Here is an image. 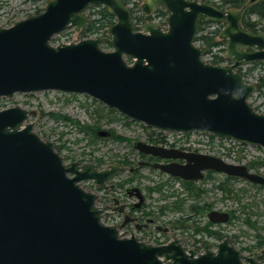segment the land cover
I'll list each match as a JSON object with an SVG mask.
<instances>
[{"label": "water", "instance_id": "water-1", "mask_svg": "<svg viewBox=\"0 0 264 264\" xmlns=\"http://www.w3.org/2000/svg\"><path fill=\"white\" fill-rule=\"evenodd\" d=\"M91 6L116 18L107 30L112 51L102 48L104 38L53 45L61 33L87 28ZM159 7L166 10V29L148 22L136 31L123 0H49L42 13L0 27V98L45 91L87 95L153 129L200 132L264 149V113L250 102L259 86L239 71L264 62V32L243 26L242 9L223 10L208 0H147L143 10L150 15ZM204 19L225 23L221 36L231 64L204 61L208 49L196 45ZM29 115L19 106L0 110V264H262L230 239L200 253L186 251L179 239L156 246L124 237L119 230L129 220L104 223L109 209L98 207V195L81 183L105 187L125 167L65 163L54 143L35 133ZM134 146L172 160L152 166L184 181L215 172L264 185V176L243 164L143 141ZM179 160L184 163L173 162ZM128 194L140 210L143 191L135 187ZM208 218L219 224L230 215L213 210Z\"/></svg>", "mask_w": 264, "mask_h": 264}, {"label": "rangeland", "instance_id": "rangeland-1", "mask_svg": "<svg viewBox=\"0 0 264 264\" xmlns=\"http://www.w3.org/2000/svg\"><path fill=\"white\" fill-rule=\"evenodd\" d=\"M48 1L49 0H40L34 3L33 1L27 0H0V27L7 28L18 21L42 13ZM146 2L147 0H129L127 2L132 13V21L135 30L142 31L144 25L148 22L160 24L166 29L167 25L165 19L167 14L165 16L158 14L161 9V7H159L154 9L150 15H147L143 10V6ZM208 2L218 6L220 0H208ZM249 5H251L250 0H247L246 5L240 8L244 11L243 16L246 14V9ZM100 8L105 7L96 8L91 6L87 10L89 23L92 19H95V12ZM252 21L256 22L258 25L257 33L264 32V22H260L256 17L252 18ZM205 23L202 25H205ZM224 26L225 23H214L210 25L208 30L207 28L200 29L196 43L199 47L208 49V53L203 57L204 61L207 63L214 65L231 64V59L226 57V39L221 36ZM108 28L104 33L91 37L84 36L83 31L85 29L79 31L76 29L67 30L54 37L52 44L58 45L78 42L86 38H104L106 42L102 45V48L106 51H112V46L110 44L111 36L107 33ZM56 39H58V41L54 42ZM216 43L222 44L218 45ZM248 67L250 66L243 67V71H240V68L239 71L245 73ZM258 71L257 69L253 72L252 76L247 79V81L257 83L254 78ZM257 95L258 93L250 99V102L257 110H262L264 112V100ZM73 96L72 94L56 91L15 94L12 98H0V110L17 106L28 110L30 114L28 123L34 124V131L41 139L54 143L56 149L64 158L65 163H91L96 164L99 169H106L114 164H120L125 167V172L109 181L105 187H97L93 181L82 182L81 186L86 191L95 194L98 193L101 196V200L99 202L97 201L96 205L101 208H108V212H111V200L113 197H118L116 192L119 191L120 188L124 190L131 187L142 189L147 196L146 218L148 217L153 220L156 225L168 228L169 232L160 234L156 231L153 232V229H149V232L145 234L136 232L138 237L136 235L134 236L140 241L142 240L139 237L145 240L142 241L144 243L158 246L168 244L174 239H179L186 251L197 250L203 253L204 248L208 244L221 243L224 239H230L231 237L235 241V243H231V245L240 250L243 255L252 257L264 264V188L258 189L254 186L257 184L253 185L250 183L251 185H247L246 181L242 179L234 182V187L236 189H244L241 195V204H239L230 198L223 199L219 190L213 187V185H217L224 180V175H209L207 172L205 173L204 179L191 182H195L197 187L208 190V193L200 199V205L203 203H212V209H203V212L194 213L186 209L184 211H173L168 208L165 212H161L162 206L169 205L176 200V198H167L163 196L164 194L167 195L172 193V191H177L179 195L178 198L185 200L187 206L195 203L196 200H192L188 193L183 190L181 182L172 180L167 175H161V172L157 169L147 167L146 164L150 159L142 156L140 152L136 150L134 146L135 143L138 141H145L148 136V130L153 128L143 123L129 120L117 111L116 114L110 115L105 111L109 117H103L97 121V113L104 114V112H102L103 104L87 95ZM52 114L60 117H69L74 121H78L82 126H98L100 131L113 129L117 135L128 140L120 142L106 135L101 136L103 139L93 144L91 143L90 134L80 132L79 128L74 124L60 119V117L55 118L51 116ZM110 119L114 120L110 121ZM163 132L170 135L175 134V132ZM185 135V137L180 138L181 142H179L177 146L190 148L194 151L207 152L210 155L220 158L224 157L235 164H244L248 166L252 173L264 176L263 148L243 143L241 144L245 146H241L239 145L240 142L235 141L239 146H234L237 152L233 154L236 155L233 157V151L231 149L226 153V147L229 145L226 141L229 140L221 141L211 134H203L200 132H192ZM164 183L165 186H163ZM151 187H162V189L164 188L168 192L162 195V193L150 191L149 189H151ZM126 202L129 203L130 200ZM247 204L252 205L251 212L255 214L252 219L256 222V229H250L244 224V216H240V219H236L232 215L231 211L234 210H237L236 215H240V205ZM213 210L231 212L230 214L232 216L229 223L217 226L213 225L208 218V214ZM137 216H141V214ZM122 219L120 220L119 218H114V215H110L104 218L103 222L107 225L121 226ZM143 221L146 222L145 220ZM131 227L135 229L133 226ZM129 228L127 227L124 229L123 227L119 230V233L125 237H131L132 234L129 233ZM211 232H213V234H210ZM211 250L216 251V248H211ZM260 257L262 258L260 259Z\"/></svg>", "mask_w": 264, "mask_h": 264}, {"label": "trees", "instance_id": "trees-1", "mask_svg": "<svg viewBox=\"0 0 264 264\" xmlns=\"http://www.w3.org/2000/svg\"><path fill=\"white\" fill-rule=\"evenodd\" d=\"M27 1H33L34 3L40 0H27ZM42 1V0H41ZM129 0H124V2L127 4ZM247 3V0H220L219 2V7L222 9H240L242 7H244ZM96 17L95 19L91 20V22L89 23V25L87 26V28L83 31L84 32V36L85 37H91L94 35H98V34H102L105 32V30L113 25L115 23V17L113 15H111L105 8H100L97 9V11L95 12ZM162 16H165L166 13L165 12H161ZM258 18L260 22H264V0H260L254 4H251L248 6V8L246 9V14H244L243 19H242V23L243 26L246 29H249L250 31H253L254 33H257V23L252 21V18ZM204 23V22H203ZM201 23V25L203 24ZM207 23V22H206ZM264 30V28H263ZM199 40V39H198ZM58 39H56L54 42H57ZM218 45L222 44V43H216ZM259 70L256 77L254 78L259 86V92H258V97L259 98H263L264 100V62H259V63H255L253 65H251L250 67H248V70L243 73L244 77L247 79H249L253 72H255L256 70ZM240 71H243V69L241 68ZM73 96V95H72ZM76 97V96H73ZM102 112H104V114L102 113H97V121H99L100 119H102L103 117H109L110 114H116V111L113 109H108L107 107L102 105ZM100 111V110H98ZM105 111L109 114H106ZM101 112V111H100ZM51 116L55 117V118H59L60 116L54 115L52 114ZM60 119H63L65 121H69L70 123L74 124L76 127L79 128L80 132H83L84 134H90L91 136V143L96 144L98 141L102 140L103 138L100 135V128L98 126H82L78 121H74L72 119H70L69 117H60ZM114 119H110V121H112ZM109 133V138H113V140H117L120 142H124L128 139H125L122 136H119L115 133V130L111 129L107 131ZM107 140V139H104ZM240 160V159H239ZM209 175H214L217 174L215 172H208ZM241 180L239 178H235V177H229V176H224V180L219 182L217 185H213L214 188L218 189L219 192L222 194L223 199L225 198H230L233 199V201L241 204V195L244 192V189H236L234 187V182ZM245 181V180H243ZM183 190L188 193L189 197H191V199L196 200L195 203H192L190 205H186L187 202L183 199H179L178 198V192L177 191H172V193L165 195L164 193L168 192L166 191L164 188L162 189V187H158V188H154L151 187V189H149L150 191H156L159 193H162V195L164 197L167 198H176L175 201L171 202L169 205H164L161 207V212H165L168 208L172 209L173 211H184L189 210L191 212L194 213H200L203 212V209L205 210H209L212 209V203H203L202 205H200V199L202 198V196H204L205 194L208 193V190L205 188H201V187H197V185H195V182H191V181H182L180 180ZM247 185H251L249 182H246ZM254 185V184H253ZM163 186H165V183L163 184ZM255 187H257L258 189H263L264 186L262 185H254ZM170 190V189H169ZM169 206V207H168ZM187 206V207H185ZM241 206V213L240 215H236L237 210L231 211L232 215L234 216V218L236 219H240V216H244L243 218V222L244 224H246L250 229H256V222L253 221V214L251 212V204H247V205H240ZM213 234V233H210ZM221 237V236H220Z\"/></svg>", "mask_w": 264, "mask_h": 264}, {"label": "flooded vegetation", "instance_id": "flooded-vegetation-1", "mask_svg": "<svg viewBox=\"0 0 264 264\" xmlns=\"http://www.w3.org/2000/svg\"><path fill=\"white\" fill-rule=\"evenodd\" d=\"M161 12H165L166 13V10L163 9V8H161L160 11L158 12V14H161ZM203 22L204 21H202L201 23H203ZM212 24H214V23L211 22V21H207V23H205V25H200V29H202V28H204V29L205 28H208ZM150 130H148V136L146 137V140L143 141L145 143H148L150 145H155V146H160V147L168 148V149L173 148V149H180V150L189 151V152L200 153V151H197V150L194 151V150H192L190 148L177 146V144L179 142H181V139H180L181 136H179L176 132H175L176 135L175 134H171L170 135V134L165 133L163 131L154 130V129H150ZM185 136L186 135H184L183 137H185ZM140 154L142 156L147 157V158L150 159V161L147 162L146 166L147 167H150V168H153V169H155V168L152 165L155 164V163L167 164V163H171L172 162V160H165V159H161L159 157H154V156H151V155H144L142 153H140ZM173 162L184 163V161H182V160L173 161ZM160 172H161V175H167V174L163 173L162 171H160ZM167 176L170 177L172 180H176V181H179V182H180V180H182L180 178H175V177H172L170 175H167ZM132 188H135V187L127 188L126 190H124L123 188H120V190L116 192V194L118 195V197H113V199L111 200L112 201L111 202L112 207H111V212H109L108 216L114 215V218H119L120 220L123 218L122 221H121V224H123L126 220H129V222H127L124 225V229H126L127 227L128 228L130 227L129 228V233L132 234V235H136L137 236L136 232H140L142 234H145V233L149 232V229H153L152 230L153 232L156 231V232H158L160 234H166V233H168L169 232V229L168 228H164L162 226L156 225L153 220H151L148 217L146 218V214H147L146 213V209H147V202H146L147 201V196H146V194L144 193V191L142 189L141 190L144 193L145 199H144V204L141 206V209L138 210V208H137L136 205L138 204L139 200L135 196H130L128 194V190H130ZM98 197H99L98 198V202H99L101 200V196L98 194ZM127 200H130V202L127 203L126 202ZM106 204H109V203H106ZM226 213H228V212H226ZM230 213H228L230 215L229 221L231 220V216H232ZM140 214H141V216H137V215H140ZM108 216H105V218H107ZM143 220H145L146 222H144ZM229 221L226 222V223H219V224H213V225H215V226H217V225H223V224L229 223ZM131 226H133L135 229H133ZM211 233H213V232H211ZM139 238L142 241H145L141 237H139ZM230 241H231L232 244L235 243V241L231 237H230ZM262 257H260V259Z\"/></svg>", "mask_w": 264, "mask_h": 264}, {"label": "built area", "instance_id": "built-area-1", "mask_svg": "<svg viewBox=\"0 0 264 264\" xmlns=\"http://www.w3.org/2000/svg\"><path fill=\"white\" fill-rule=\"evenodd\" d=\"M210 27H208L207 28V30L209 29ZM260 112H263L262 110H259ZM264 113V112H263ZM179 136H181V137H183L185 134H183V133H177ZM226 142H228V144L229 145H227V147H226V153H228L229 152V150L231 149L232 151H233V153H232V155L233 154H235L237 151V149L234 147V146H239V145H241V146H245V145H242L241 143H239V145L237 144V142H235V141H232V140H229V141H226ZM226 146V145H225ZM250 148V147H249ZM202 153H206V154H209V153H207V152H202ZM264 153V152H263ZM236 155H233V157H235ZM224 158V157H223ZM224 160H226V161H228V162H231V161H229V160H227L226 158H224ZM233 163V162H232Z\"/></svg>", "mask_w": 264, "mask_h": 264}, {"label": "bare ground", "instance_id": "bare-ground-1", "mask_svg": "<svg viewBox=\"0 0 264 264\" xmlns=\"http://www.w3.org/2000/svg\"><path fill=\"white\" fill-rule=\"evenodd\" d=\"M123 1H124V0H123ZM124 3H125V2H124ZM125 5H127V4L125 3ZM127 7L129 8V6H128V5H127ZM129 9H130V8H129ZM85 13L87 14V11H86ZM102 215H103V214H102ZM104 216H105V214H104ZM104 218H105V217H104ZM104 218H103V219H104Z\"/></svg>", "mask_w": 264, "mask_h": 264}]
</instances>
